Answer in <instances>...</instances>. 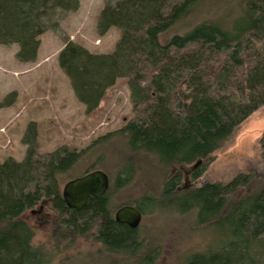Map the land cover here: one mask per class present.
I'll return each mask as SVG.
<instances>
[{"label": "trees", "instance_id": "obj_1", "mask_svg": "<svg viewBox=\"0 0 264 264\" xmlns=\"http://www.w3.org/2000/svg\"><path fill=\"white\" fill-rule=\"evenodd\" d=\"M77 7L78 0H0V44L16 43V59L33 61L39 36L57 30ZM96 26L100 35L110 27L120 30L114 49L92 53L66 40L58 65L86 112L116 79L127 78L132 117L99 139L120 133L131 151L149 154L166 171L176 168L161 197H175L201 225H220L212 244L191 252L183 264H264V184L250 192L251 174H238L226 184L185 189L179 170L201 160L189 173L191 181L199 178L202 160L264 104V0H104ZM35 127L31 122L22 138V161H0V264H48L22 217L44 198L66 230L92 232L106 253L123 258L119 264H153L156 248L145 250L138 228L114 220L108 191L77 210L65 205L58 177L84 150L60 146L39 153ZM259 144L264 159V134ZM133 172L120 169L108 190L126 185ZM160 203L147 193L125 204L142 212Z\"/></svg>", "mask_w": 264, "mask_h": 264}, {"label": "rangeland", "instance_id": "obj_2", "mask_svg": "<svg viewBox=\"0 0 264 264\" xmlns=\"http://www.w3.org/2000/svg\"><path fill=\"white\" fill-rule=\"evenodd\" d=\"M103 5L104 0H78V7L65 14L57 30H46L39 36L33 61L16 59V43L0 44V102L13 92L0 106V161L7 157L24 159L27 145L22 138L31 122H35L37 152H50L60 146L84 150L75 165L58 177L60 191L68 180L90 170L105 171L112 182L120 169L132 167L133 176L126 185L107 190L110 201L117 209L147 193L160 200L156 207L142 211L137 234L145 250L156 248L153 264H183L191 252L212 244L220 225H201L192 209H180L175 197H161L164 181L176 168L166 171L149 154L131 151L120 133L99 139L121 128L132 117L127 78L116 79L98 106L86 112L58 65L57 56L66 40L92 53L114 49L120 30L110 27L103 35L97 32V18ZM174 31L172 28L166 38ZM263 134L264 104L202 160L199 178H189L194 163L178 168L180 186L187 189L204 182L226 184L238 174H251L250 192L258 190L264 184V159L259 144ZM142 205L146 206L144 201ZM22 217L34 231L32 244L43 250L48 264H119L123 259L106 253L92 232L66 230L49 199H42Z\"/></svg>", "mask_w": 264, "mask_h": 264}, {"label": "water", "instance_id": "obj_3", "mask_svg": "<svg viewBox=\"0 0 264 264\" xmlns=\"http://www.w3.org/2000/svg\"><path fill=\"white\" fill-rule=\"evenodd\" d=\"M200 163L201 160L196 161L194 167ZM109 184V176L105 171L93 169L68 180L62 187V199L68 208L77 210L85 206L89 198L104 195ZM141 217V210L132 204L122 205L114 212L116 222L126 224L134 229L138 228Z\"/></svg>", "mask_w": 264, "mask_h": 264}]
</instances>
